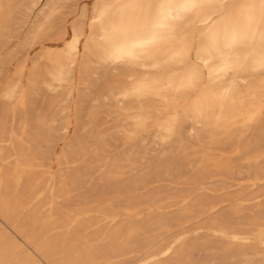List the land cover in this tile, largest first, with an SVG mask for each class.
<instances>
[{
  "label": "bare ground",
  "instance_id": "6f19581e",
  "mask_svg": "<svg viewBox=\"0 0 264 264\" xmlns=\"http://www.w3.org/2000/svg\"><path fill=\"white\" fill-rule=\"evenodd\" d=\"M82 1L0 0V107L24 114L17 131L0 124V142L17 154L13 168L0 165L9 210L0 215L13 224L10 207L35 202L16 230L49 264H264V198L247 190L264 181V0ZM101 80L98 109L116 115L109 126L97 110L83 122L73 103L81 84ZM65 87L63 104L37 112L34 96ZM59 131H74L68 146L79 156L63 163H99L71 171V183L102 173L81 195L82 221L40 245L38 209L66 214L54 200L66 190L38 202L33 186L43 145ZM155 144L164 148L153 155ZM100 223L90 249L87 228ZM1 240L0 264H39Z\"/></svg>",
  "mask_w": 264,
  "mask_h": 264
},
{
  "label": "rangeland",
  "instance_id": "374dc122",
  "mask_svg": "<svg viewBox=\"0 0 264 264\" xmlns=\"http://www.w3.org/2000/svg\"><path fill=\"white\" fill-rule=\"evenodd\" d=\"M89 0H83L82 2H88ZM108 86L107 80L104 81H97L95 84L94 83H85L81 84L78 88V99L75 100L73 103L76 105L78 110L82 112L84 116L89 113H93L94 111H101L98 109V105L100 104L96 97L97 94L102 92V89ZM67 88H60L59 91L55 93L53 91L51 94L49 93H41L39 95H36L33 97V102H36V106L38 107L37 112L39 113H45L47 104L49 103L50 100H54V102L58 103L60 101L61 104V99L64 98ZM81 96H85L83 98V101L81 100ZM103 100V99H102ZM101 100V102H103ZM59 103V104H60ZM72 103V104H73ZM55 108L54 111L58 112V107L54 103ZM108 105H110L108 103ZM112 107V105L110 106ZM53 109V108H52ZM51 109V111H52ZM74 109V105L73 108ZM56 113V112H55ZM100 117L104 120L105 126H109L110 124L113 123L115 114L112 116H108L104 112H100ZM62 117V116H60ZM24 121V114L23 112H18L14 114L13 111L9 110L7 106H2L0 107V124L4 123L8 126L9 130H14L17 131V128H19V125ZM61 121V120H60ZM87 121V116L83 119V122ZM31 124H35V121L32 120ZM61 124L58 123L57 128H59V125ZM104 131L107 130V128L103 129ZM115 130H109L106 132V134H114L115 139H113L114 145L119 149L124 148L123 145H121L120 140L116 141V138H120V135L117 134L116 132H113ZM10 133V131H7ZM79 134L86 135L88 134L87 130H79ZM18 132H16V135ZM105 134V135H106ZM187 136V133H185ZM75 136L74 131H70L69 133H64L62 131H59V133H54L53 139L48 142L47 144L43 145V149L46 151L45 154H41L40 158L36 160V166H35V171L36 175L33 180V186L34 187H39V189L42 192L40 193V196L37 198L36 201L38 202H43L46 199H52L55 197V194H58L59 192L62 193V190H66L68 195H62V197L55 198V202H57V206H63V211H66L65 213H60L59 209L56 210L55 208H52L51 204L42 206V208L38 209V212L36 214L37 221H31V223L34 224V231H35V237L37 239V242L42 245L44 243H48L51 238L55 237L56 234L65 231L69 226H75L76 224L78 225L81 219V214H79V208L82 206V197L81 195L83 194L84 189L87 187H92L94 184L99 180V177L101 176V169L97 168L95 169L93 176L91 178H85L87 180V187L82 186V185H77L71 183L69 180V175L71 171L74 170H80L82 171L87 165H99V163L96 161L95 158L89 157L87 158V161L84 163H81V161H72L69 164L63 163L61 161V157H63L65 154H70L69 156L71 157L70 159H79V156L73 154L72 148L68 146V142L70 140L74 141L73 138ZM89 136V134H88ZM108 138V136H106ZM110 141V138H108ZM0 148L3 150L4 156L8 157L5 160L0 163L2 168H13L16 165V150L13 145H11L10 141H1L0 142ZM164 146L160 144H155L151 146V154L155 155L156 153H160ZM68 179V184L66 187H61L59 185V180L61 179ZM16 188L20 192H23L27 190V181L26 180H16L15 181ZM167 183V182H166ZM65 188V189H63ZM248 191L252 192L250 195H248V198H253L252 201H257L259 199L264 198V181L262 184L251 186L247 188ZM67 199H70V204L68 205ZM4 200L0 197V209H5L6 212L8 213L9 210L7 207L3 205ZM35 202L26 204L25 206H22L23 208H15L13 209L12 207L10 211V222L5 220L0 215V238L3 239L5 238L4 244L6 245L7 242L9 243L10 240H14L15 244L13 247V250L11 252H27L30 254H33L37 257L39 260V264H49V262L41 256L35 249L34 246L30 243L28 240V237H24L23 235L19 234L16 230L17 225H27L28 220L30 218V215L33 213V211H36L35 207ZM15 211V212H14ZM92 214L86 215L91 216ZM85 216V217H86ZM142 217V216H139ZM69 218L72 220V223L70 225H67L65 223V220ZM44 222V223H43ZM102 226V224H97L93 225L87 228V231L89 233V240L87 239V247H92L96 246V243L98 242V237L93 238L95 232L97 231V227ZM175 235L169 236L168 238H165L162 242H166L167 240H173ZM0 239V240H1ZM101 239H99L100 241ZM2 241V240H1ZM3 242V241H2ZM70 242L66 241L64 243V249L63 250H68L70 248ZM6 252H10L8 247L5 248ZM133 254H130L128 256L122 257L123 259H127L129 256ZM123 256V255H121ZM121 259V258H120Z\"/></svg>",
  "mask_w": 264,
  "mask_h": 264
}]
</instances>
